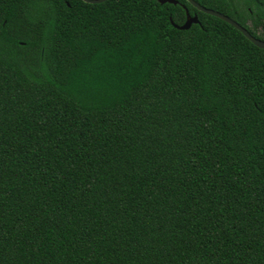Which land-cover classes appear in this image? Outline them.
<instances>
[{"label": "trees", "instance_id": "16d2710c", "mask_svg": "<svg viewBox=\"0 0 264 264\" xmlns=\"http://www.w3.org/2000/svg\"><path fill=\"white\" fill-rule=\"evenodd\" d=\"M177 1L0 0V264H264V48Z\"/></svg>", "mask_w": 264, "mask_h": 264}, {"label": "water", "instance_id": "95a60500", "mask_svg": "<svg viewBox=\"0 0 264 264\" xmlns=\"http://www.w3.org/2000/svg\"><path fill=\"white\" fill-rule=\"evenodd\" d=\"M85 2L89 3H98L104 0H84ZM159 3H164V2H169L176 4L178 1L177 0H157ZM191 5H193L195 8H197L200 11H203L205 13L211 14L213 16H216L227 23L231 24L235 28H237L242 34L249 39L254 45H256L259 48H264V40L257 38L253 36L243 25H241L239 22H237L235 19L232 17L228 16L227 14H224L218 10H215L213 8L206 7L199 2L195 0H187ZM185 9V20L182 24H176L173 22L172 18L170 17V22L175 26L176 28L179 29H188L193 23H198V17L196 14L191 15L188 10L185 8L184 5H182Z\"/></svg>", "mask_w": 264, "mask_h": 264}]
</instances>
